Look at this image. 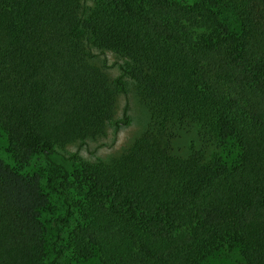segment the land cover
Listing matches in <instances>:
<instances>
[{"label":"trees","instance_id":"obj_1","mask_svg":"<svg viewBox=\"0 0 264 264\" xmlns=\"http://www.w3.org/2000/svg\"><path fill=\"white\" fill-rule=\"evenodd\" d=\"M85 38L125 58L113 81ZM124 77L147 127L109 163L49 177L64 204L53 237L41 176L23 169L128 125L127 105L114 119ZM187 128L204 146L179 157ZM0 130V264H212L234 250L264 264V0H93L87 14L83 0H0Z\"/></svg>","mask_w":264,"mask_h":264},{"label":"rangeland","instance_id":"obj_2","mask_svg":"<svg viewBox=\"0 0 264 264\" xmlns=\"http://www.w3.org/2000/svg\"><path fill=\"white\" fill-rule=\"evenodd\" d=\"M84 11L87 14L93 7V0H83ZM228 19H232L229 17ZM233 24V23H232ZM84 45L92 53L89 63L105 73L110 81H113L119 74V65L125 63V58L111 52L101 50L92 45L90 39L83 40ZM105 64L106 67H104ZM125 93H117L114 119H119L122 110L127 105V115L129 123L122 126L114 134L113 127L108 125L104 132L96 137L87 138L83 143L75 142L57 148L48 158L43 156L33 157L27 166L23 169L25 173H38L41 176V186L50 199V210L43 215V221L50 235L54 237L57 226L54 216H60L64 210V204L61 197L48 188V179L57 173L59 166L68 170L73 169L79 162L87 163H109L111 160L122 155L146 129L149 115L142 102L135 83L128 77H124ZM203 142L196 135L193 128L182 129L178 136L171 142V152L179 157H186L194 149L203 148ZM7 142L4 133L0 130V159L8 162L6 151ZM212 148L206 147L205 151L210 152ZM51 256V253H50ZM242 257L237 251H224L212 260V264H239ZM57 264H97L95 259L76 261L68 252H65L58 260Z\"/></svg>","mask_w":264,"mask_h":264}]
</instances>
